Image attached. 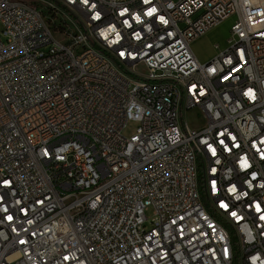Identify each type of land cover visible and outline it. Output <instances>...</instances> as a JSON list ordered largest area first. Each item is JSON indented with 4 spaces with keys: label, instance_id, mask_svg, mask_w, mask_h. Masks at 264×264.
<instances>
[{
    "label": "built area",
    "instance_id": "1",
    "mask_svg": "<svg viewBox=\"0 0 264 264\" xmlns=\"http://www.w3.org/2000/svg\"><path fill=\"white\" fill-rule=\"evenodd\" d=\"M0 23V264H264V0H0Z\"/></svg>",
    "mask_w": 264,
    "mask_h": 264
},
{
    "label": "rangeland",
    "instance_id": "2",
    "mask_svg": "<svg viewBox=\"0 0 264 264\" xmlns=\"http://www.w3.org/2000/svg\"><path fill=\"white\" fill-rule=\"evenodd\" d=\"M234 21L235 17L232 16L225 20L223 23H221L219 26L213 28L206 34L193 41L191 45L192 50L194 51L196 57L201 63L208 62L213 56L216 55L218 51L215 47L216 45H219L220 48H224L227 45V39L230 35V29ZM0 38L5 41V38L2 35L1 23ZM139 71L143 73L144 69L140 67ZM185 119L191 128L203 126L205 124L204 117L197 108H194L188 113H186ZM135 126L136 124L134 122H130L127 128L123 130L124 134H132L135 130ZM145 213L148 217L147 224H149L152 218L154 217V210L152 207H148L145 210Z\"/></svg>",
    "mask_w": 264,
    "mask_h": 264
}]
</instances>
